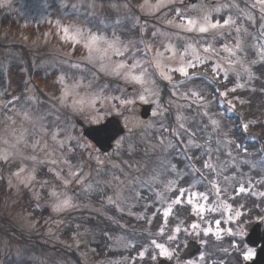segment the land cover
<instances>
[{
	"label": "rangeland",
	"instance_id": "1",
	"mask_svg": "<svg viewBox=\"0 0 264 264\" xmlns=\"http://www.w3.org/2000/svg\"><path fill=\"white\" fill-rule=\"evenodd\" d=\"M149 2L155 4L157 0ZM143 3L144 0L136 1L133 7L127 1L117 0H0V20L10 16L21 27H41L40 31L31 35L0 27V75L3 80L0 84V179L12 190V195L0 203V264H53L46 259L40 260L42 256L35 252L25 253L20 243L15 241L24 235L31 242L38 241L45 246L59 242L86 259L87 234L91 231L88 226L68 218L72 212L91 208L106 215L105 208L112 207L118 213L139 217L146 214L148 207L161 210L163 214L169 207L171 212L176 207L187 208L197 217L195 222L180 228L179 232L176 231L179 227H176L175 239L170 247L163 244L172 252L173 258L179 253L177 247L190 238L201 240L198 242L205 246L207 240L213 236L216 238L218 231L220 237L228 233V229L232 233H242L235 235L237 239L245 235L243 225L230 228L229 225L237 219L235 213L238 210L226 201L229 192L245 180L240 163H236L234 169L237 172L232 171L231 175L224 173L234 166L233 162L227 167L210 165L207 170L212 175L205 176L208 180L205 181L196 176L188 161H170L168 155L178 143L188 148L200 147L198 138L210 140L212 133H220L226 138L228 131L223 115L236 114L233 104L230 101L225 105L220 102L219 106H223L226 113L217 111V115H209L206 111L213 101L199 97L192 81L202 76L212 84L210 76L190 68L188 78L174 69L186 65L188 61L196 63L199 57L203 63H196V67H205L211 73H214L212 68L215 67L217 71L214 75L224 80L231 77V90L244 89V78L249 76L250 65L264 60V0H252V10L235 0H198L195 3L170 0L165 8L153 14L141 9ZM205 16L212 23L219 21V26L200 33L198 28ZM225 20L230 23L225 25ZM190 21H195V26L190 25ZM189 27H192L191 31ZM77 30L85 37L95 35L103 36L110 42L116 40V47L121 50L127 47V51L119 56L108 49L105 54L103 49L107 48V44L101 42V51L94 52L93 56H103V59L94 58L90 62L85 41L75 43L67 38ZM156 60H159L163 71L172 76L171 81L160 75L161 69L156 67ZM121 62L125 64L121 75H110L111 68ZM137 62L139 67L131 69V72L137 76L143 74L142 83L124 78V73ZM102 65L105 70H101ZM9 68L24 73L21 96L12 95L3 86L7 83L5 74ZM37 70L56 71L60 92L55 104L45 103L39 98L30 78ZM159 80L172 87H185L186 92L181 91L177 95L180 100L173 102L175 111L172 115L168 112V100L161 101ZM187 92L193 95L203 115H196L199 111L195 109L194 113L190 112L193 109ZM140 95H144L148 102L141 101ZM122 100L133 103L122 104ZM148 103L152 104L151 114L148 119L142 120L138 105ZM66 111L70 113L69 118L63 115ZM110 115L120 117L125 134L115 141L111 151L100 155L87 141L80 139L81 127L75 120L91 125L102 122ZM213 121L216 123L213 124ZM154 130L155 135L150 136ZM161 130L169 135L176 134L179 142L168 135L162 136ZM134 131L145 138H155L146 140L149 146L143 152L147 157H139L135 146L141 140L137 142ZM246 137L255 139L253 133H246ZM79 150L83 152V158L74 156L76 151L80 154ZM176 154L183 159L181 153ZM29 174L35 179L21 183ZM262 177L256 180L262 182ZM250 184L252 181H249ZM181 189L185 193L183 197L180 196ZM240 189L237 187L232 193L240 194ZM53 192L57 196H53ZM193 192L208 196L207 201L200 197L194 200L204 205L203 213L194 211L192 204L188 203ZM24 193H27L29 203L35 209L46 210L44 218L24 209V204L28 202L23 197ZM68 197H71L73 207L61 212L52 210L57 198L63 200ZM95 198L96 203L101 202L96 206ZM178 198L181 203H174ZM212 208L216 211L209 210ZM148 214L151 219L153 212ZM230 216L233 217L231 220ZM216 220L220 221L219 226ZM193 225L198 227L193 228ZM209 227L212 231L204 235V230ZM69 232L71 239L63 238ZM113 240V244L109 245L111 249L122 250L130 244L124 234L115 235ZM155 250H151L150 254ZM157 251L149 257H165L160 255V249L157 248ZM53 252L47 250L45 255ZM204 254L203 251L200 256ZM59 255L52 257L57 258L58 264L64 263ZM121 257H113L110 262H105L107 258H100L94 260V264H101L103 259L104 264H110ZM125 257L128 256L121 258L123 262L131 264L132 259ZM46 258L50 260V256ZM69 262L77 264L75 260Z\"/></svg>",
	"mask_w": 264,
	"mask_h": 264
},
{
	"label": "trees",
	"instance_id": "2",
	"mask_svg": "<svg viewBox=\"0 0 264 264\" xmlns=\"http://www.w3.org/2000/svg\"><path fill=\"white\" fill-rule=\"evenodd\" d=\"M117 1H127L131 6H133V3L139 0ZM235 1L238 2V4H240L241 6L252 10V7L250 5L252 0ZM0 27L10 28L14 31L21 32L24 35L36 34L37 31L41 30V27H21V25L10 16H6L4 20H0ZM193 70L202 72L203 75L210 76L212 80V84H210L206 82L201 76L198 78H194L192 81L193 86L195 87H193L194 90L199 92V97L207 100L212 99L213 101L212 106H210V109L206 112H208L209 115H217V111L221 112L225 110L224 108L219 107L218 103L222 102L223 105H225L228 103V101H230L233 104L234 112L236 113L232 115L238 116L236 117L235 121L231 120L230 118H223V123L227 126L228 131V133H226L228 134L226 138L220 133H212V141L211 139L208 140L207 138L199 137L198 140L200 141V147L193 148H188L182 143H178L176 148L168 152L170 161H176L178 163L183 162V160L188 161L191 166H193L196 176L203 178V180L205 181H208L205 176L212 175L208 173L207 168L210 167H205L206 164H215L214 166L218 168L219 165L227 167L230 162H233L234 166H230V168H228L224 173L226 175H231L232 171L237 172L235 171L236 169H234L236 163H240L241 170L243 171V177L245 179L244 186L245 184H248L249 181L255 183L258 177L264 176L263 167H261V164L259 163V159H261L259 157L260 150L264 149V146H261L258 151L257 148L254 147V145H251L250 141L245 140L247 139V132H258L261 136V139H264V125H262V121H264V60L257 61L256 63L250 65L249 76L244 78L246 84L244 89L235 91L231 90V77H228V79L224 80L221 76L214 75V73H211L205 67H195L191 69V71ZM5 75L7 83H4L3 86H6L8 90L11 91L12 95L21 96L24 90V73L19 72V70L17 69L9 68L6 71ZM30 78L35 90L39 95V98L41 97L45 103L51 102L52 104H55V99H57L60 92V85L57 80L56 71L48 73L42 70H37L31 74ZM158 79L159 78H157V81ZM0 81V84H3L1 75ZM159 82L158 88L161 90L162 94L161 101L164 103V101L168 100L167 104L170 103V105H168V108L170 109L168 112L170 113V115H172L173 111H175V109L173 108L175 104L173 102L180 100L179 96L177 95L181 94V91L186 92L185 87L182 86L180 89L179 87H172L171 85H168L166 82H162L161 80H159ZM205 91H207L206 94L204 93ZM222 92L227 93V95H223V97H221ZM187 96L189 97V103L192 105L191 107L193 109V111L190 110V112L194 113L195 109L196 111H199L196 112V115H203L200 113L201 107L197 105V103H195L193 95L187 92ZM69 114L70 113L67 111L63 113V115H65L64 117L68 118L70 117ZM243 125H248L247 130H245ZM242 127L244 128V130L242 129ZM209 129H211V126H209ZM237 130H240V132H238ZM143 133L146 134L147 132L143 131ZM155 133V130L152 131V135L150 136L155 135ZM134 134L137 137V142L141 140L135 146V148L138 149V153L140 154L139 157H147L148 155L143 152V149H146L149 146H147L149 141L147 142L146 140L148 139L152 141L155 138H145L143 137V134L141 135L136 131H134ZM161 134L162 136L168 135L175 142L178 141V137L176 134L169 135L164 130H161ZM80 139L86 142V140L81 135ZM145 143L146 145L143 146ZM91 148L95 150L93 147ZM177 149H180V151H178ZM201 151L203 153L200 154ZM179 152L183 155V159L177 156L176 153L179 154ZM97 153L100 155H104L103 153ZM74 156L83 158L84 154L82 151H80V154L78 151H76V154H74ZM209 182H207V184H209ZM237 187L238 186H236L235 189L232 190V192H235ZM11 195L12 190L7 187V184L3 179H0V203L6 197ZM23 197L26 200L29 199L27 193H24ZM96 199L97 198L94 199L95 203ZM226 201L229 202V205L234 208L252 207V199L250 196H235L230 199H226ZM99 202L94 204V206L98 205ZM24 209L27 211H33L37 215H41L42 218H44L46 214V210L35 209L33 205L29 203V200L24 204ZM105 210L107 213L106 215L94 211L93 208L89 210H79L76 213L72 212L69 214V220H74L77 224L82 226H88L89 230L91 231V234H87L88 241L86 243V259H82L80 256H77L75 251H70V248H68V246L60 244L59 242L55 243L53 246H45L38 241L31 242L25 235L22 239L20 238V240H12L20 243L21 248L25 251V253H27V251L29 253L35 252L42 256L40 260L46 259L47 262L52 261L53 264H58V262L56 261L57 258L54 259L52 257V255L57 254H60L58 257L65 261L61 264H70L69 260H75L77 264H94V260L100 258H107L105 260L106 262L111 260V258L113 257H123V255H127L128 257H141L140 252H143V256L149 257L151 254L158 253L157 248L152 243L153 240H155L158 244H165L166 246L170 247L169 244L172 243V240H169L168 237L170 235L173 236L176 227H179V229L181 228L180 219L183 218L187 213H189V210L187 208L182 209L176 207L173 209L170 215L165 217L161 210H154L152 207H148L146 208V214L139 217L118 213L112 207L105 208ZM151 212H153V216L151 219H149L148 213ZM77 213L78 215L76 216ZM82 228L83 227L78 229ZM161 229H163V233H161ZM118 234L126 235L130 240V244L125 246V248L122 250L111 249L109 245L113 244V238ZM182 236L183 235H180L179 237ZM63 238L70 240L71 232L67 233ZM180 247H177V251H179ZM47 250L54 252L50 255H45ZM151 250L155 251H152L150 254ZM49 256L50 260L46 258ZM121 258H118L117 261L110 264H126L125 262L127 261L123 262L124 260H122ZM151 262L152 261H148L146 263V261L143 260H135L133 264H151ZM21 263L22 262H17V264ZM26 263L29 264L28 262ZM101 264H104V259L102 260Z\"/></svg>",
	"mask_w": 264,
	"mask_h": 264
},
{
	"label": "flooded vegetation",
	"instance_id": "3",
	"mask_svg": "<svg viewBox=\"0 0 264 264\" xmlns=\"http://www.w3.org/2000/svg\"><path fill=\"white\" fill-rule=\"evenodd\" d=\"M262 125H264V121H262ZM253 134L255 135L256 141V144H254V146H258L259 150L260 146H264V139H261V136L258 132H254ZM259 157L261 158L259 159V163L264 167V149H262ZM262 178V182L256 181L255 183H252L250 185L249 183L245 184V186L244 183L241 184L238 187L243 188V192H241L240 194L229 192V195L227 197L228 199H230L235 196H250L252 199V207L238 208L237 210L241 213V215L237 217L235 222L229 225L230 228H235L243 225L246 233L242 238L237 239L235 238V235H230L228 233H225L219 240H217L213 236L212 239H209L205 242V246L200 244L201 249L199 251V254L188 259L180 258L179 254L184 247L176 257H172L171 259L160 256H155V259L148 256L133 257L130 259H146L145 261H152L151 264H157L160 260L164 259L169 261L171 264H264V195H261L262 193H264V177ZM228 204L230 203L228 202ZM251 229H253L254 232L252 243L249 244L245 239L246 236L250 233ZM198 241L201 242V240ZM203 251L205 254L200 256V253ZM249 251L252 253L251 258L245 260L244 256L247 255Z\"/></svg>",
	"mask_w": 264,
	"mask_h": 264
},
{
	"label": "snow or ice",
	"instance_id": "4",
	"mask_svg": "<svg viewBox=\"0 0 264 264\" xmlns=\"http://www.w3.org/2000/svg\"><path fill=\"white\" fill-rule=\"evenodd\" d=\"M170 2V0H157V3L155 4H152L149 2V0H144V3L140 5L141 9L146 11L148 14H153L155 12H159L161 9L165 8L167 6V4ZM169 23H171V21H169ZM190 25L192 26H195L196 22L195 21H190L189 22ZM225 25L229 24L230 21L229 20H225L223 22ZM219 26V21H217L216 23H212L209 21L208 17L205 16L203 18V24L201 26H199L198 28V31L200 33H206L209 31V29H215ZM189 31L192 30V27H189L188 28ZM67 29H65V34H67ZM68 39L72 40L73 42L75 43H80L81 40H84V47L87 48L89 50V61L92 62L94 58H98V59H103V56H100V57H94L93 56V53L94 52H100L101 49L99 47V45L101 44V42L107 44V48L103 49V52L105 54H107V51L108 49H112L113 50V53L115 55H119V56H123L124 55V52L127 51V47H125L123 50H121L120 48L116 47V45L118 44V41L116 40H113V41H108L105 37L103 36H95V35H90L88 37H85L84 34L82 32H80L79 30H77L75 32L74 35H72L71 37H67ZM205 51H207V49H205ZM226 51H228V49H226ZM233 55L235 53H232ZM162 55V54H160ZM110 58V57H109ZM196 63H203V60H201L199 57H197V60H196ZM196 63L192 62V61H188V63L184 66H181L179 68H176L174 69V71H177L179 72L182 76L184 77H188L190 78L189 76V69L190 68H195L196 67ZM155 64H156V67L158 69H161L160 70V75L165 79V80H168V81H171L172 80V76L171 75H167L163 69L161 68V64L159 62V60H156L155 61ZM139 67V63H133L131 65V68L124 73V78L125 79H131L132 81H135L137 83H142L143 82V79H142V75L141 74L140 76H137V75H132V72H131V69H135ZM125 68V64L124 63H117L114 67L111 68L109 74L110 75H121V69ZM101 70H105V66L102 65L101 66ZM212 71L215 73L217 71V68L213 67L212 68ZM194 75V73H193ZM63 82V81H61ZM232 91H235V89H232ZM195 95V93H193ZM65 96L68 95L67 91H65L64 93ZM222 95H227V93H222ZM139 99L141 101H144L145 103H147V99L144 95H140L139 96ZM122 104H132L133 101L131 100H122L121 101ZM99 119V118H97ZM216 122L213 121V124H215ZM247 127L248 125H244V128L245 130H247ZM53 163H55V161H53ZM205 167H210V165L206 164ZM21 171H23V169H21ZM35 177L31 174H29L24 180H21L20 182L21 183H25L26 182H30L31 180H34ZM241 192L244 191L243 188L240 189ZM217 192L219 193V189H217ZM53 196H57V193L56 192H53L52 193ZM185 195L184 193V190L181 189L180 190V196L183 197ZM261 195H264V193H262ZM196 197H200V199L204 200V201H207L208 200V196L205 195L204 193L200 192V193H197V192H193L189 195V198H188V203L189 204H192L193 206V210L194 211H198L199 213H203L205 211V207L204 205L200 204L198 201L197 202H194L195 198ZM174 203L176 204H179L181 203V200L178 198L174 201ZM74 205L72 204V201H71V197H68V198H65L63 200H60L59 198H57V203H55L53 205V211L54 212H61V211H64L65 209L67 208H71L73 207ZM171 207H169V209L167 211L164 212V216L167 217L170 212H171ZM210 211H216L215 208H212V209H209ZM241 215V213L239 211H237L235 213V216L236 217H239ZM233 217H229V219L231 220ZM216 225L219 226L220 225V221L219 220H216L215 221ZM198 225H193V228H197ZM177 232L180 231L179 228L176 229ZM212 229L209 227L207 229L204 230V235H208L209 232H211ZM228 234L230 235H240L242 233H232L231 229H228ZM161 233H163V229H161ZM216 235V239L219 240L221 237H220V234H219V231L215 234ZM169 240H174L175 239V236H172L170 235L168 237ZM152 243L155 245L156 248L160 249V255L161 256H165L167 257L168 259H171L172 258V252H170L167 248L164 247L163 244H158L156 243L155 240L152 241ZM227 251V250H225ZM141 257L143 256V252L140 253ZM251 255L252 253L249 251L247 255L244 256V259L247 260V259H250L251 258ZM153 259H155V257H152Z\"/></svg>",
	"mask_w": 264,
	"mask_h": 264
},
{
	"label": "water",
	"instance_id": "5",
	"mask_svg": "<svg viewBox=\"0 0 264 264\" xmlns=\"http://www.w3.org/2000/svg\"><path fill=\"white\" fill-rule=\"evenodd\" d=\"M191 3L196 2L197 0H189ZM152 105L151 104H142L140 105L139 115L142 119H147L150 115ZM78 124L82 125L80 120L77 121ZM125 129L121 124V121L116 116L107 117L102 123L96 125H89L83 128L82 135L90 141L95 148L100 152H108L114 141L124 133ZM195 219L194 215H188L184 224H188ZM254 230L251 229L250 233L246 236V242L251 244L253 239ZM200 250V246L194 241L190 240L187 242L186 247L180 254V258L188 259L195 256ZM157 264H171L166 260H160Z\"/></svg>",
	"mask_w": 264,
	"mask_h": 264
}]
</instances>
